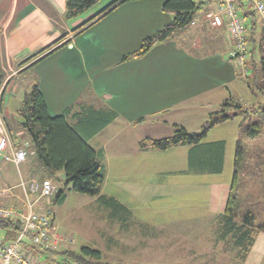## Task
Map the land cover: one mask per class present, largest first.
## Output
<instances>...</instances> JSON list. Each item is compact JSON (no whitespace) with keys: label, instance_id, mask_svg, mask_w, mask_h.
Here are the masks:
<instances>
[{"label":"crops","instance_id":"crops-1","mask_svg":"<svg viewBox=\"0 0 264 264\" xmlns=\"http://www.w3.org/2000/svg\"><path fill=\"white\" fill-rule=\"evenodd\" d=\"M106 1L95 4L97 8L93 6L77 18L67 20V0H0V73L4 76L0 85V123L13 148H27L29 159L22 165L33 160L40 174L39 179L36 173L27 179L21 176L22 190L6 181L1 182L0 205L27 210L28 199L32 196L26 194V188L33 181L42 182L43 177L58 173H49L34 154L27 134L19 125V107L14 109L5 103L7 93L18 94L23 86L24 90L16 97L21 104L23 94L38 82L52 116L61 115L72 106L75 112L84 106L118 113L112 123L89 139V143L102 153L105 167L102 193L117 199L132 212L130 224L119 226L120 229L129 231L138 226L142 232L146 229L156 235L161 229L149 226L132 210L137 200L143 196L146 197L145 202L156 199L157 192L145 193L162 183L158 177L188 172L203 176L222 174L226 151L220 173L200 172L193 171L190 166L191 146L142 150L140 141L171 136L175 125L188 129L187 121L203 124L211 113L219 111L223 102L234 95L249 107V103L239 97L238 91L243 87L244 91L248 89L242 79L250 74L252 67L246 64L245 74L232 57L234 44L228 18L224 17L222 26L211 24L210 14L218 11L223 0L204 3L187 28L177 32L173 38L155 44L139 57L131 53L138 50L153 31L161 30L174 18L172 13L173 17L163 9L166 0H123L75 36L73 30L77 26L94 19L117 0ZM153 1L157 2L150 7ZM233 1L247 26L246 43L252 51L249 57L254 61L253 51L257 45L259 47L264 31V15L250 7L248 0ZM65 34L71 38L69 44L21 73L27 67H21L23 62ZM159 44L162 46L155 51ZM85 50L90 51V57L86 56ZM65 53L70 55L65 57ZM7 70L13 73L7 76ZM68 120L72 124L77 122L73 115ZM159 128L164 130L161 132ZM179 147L186 152L187 171L179 169ZM168 155L169 158L177 156L176 163L174 159L161 162ZM2 163L8 162L0 161V165ZM8 165L20 168L12 163ZM122 181L124 185H121ZM232 182L233 179L228 183L215 181L207 187L209 211L215 216L211 221L212 232L215 239L223 243L226 242L218 239L217 228L219 215L225 211L232 191ZM129 185L133 186L132 189ZM9 188L14 189L15 196L3 191ZM8 199H13L14 204L8 205ZM46 212L54 213L52 209ZM229 250L234 253L237 264H264V232L258 233L245 261L238 258L235 247L231 245Z\"/></svg>","mask_w":264,"mask_h":264},{"label":"trees","instance_id":"trees-1","mask_svg":"<svg viewBox=\"0 0 264 264\" xmlns=\"http://www.w3.org/2000/svg\"><path fill=\"white\" fill-rule=\"evenodd\" d=\"M101 0H67L65 18L72 20L88 11ZM123 0H117L101 11L94 19L77 26L73 32L75 36L87 29L100 16L107 13ZM205 2L197 0H166L163 9L174 15L173 20L152 36L144 39L141 47L131 53L134 57L146 54L159 43L173 38L177 32L187 28L194 20L195 14L202 9ZM247 27V26H246ZM65 34L57 41L43 48L21 64L25 67L21 73L28 71L40 60L53 51L64 47L71 42ZM250 41V39L248 40ZM259 49L261 52L260 65H256L251 58L247 65H251L252 74L246 77V83L253 94H264V31L260 37ZM249 53L251 54L252 51ZM4 76L0 73V85ZM257 91V92H256ZM20 118L19 125L29 138L34 154L51 174L65 172L66 184L72 185L70 190L96 197L101 205L110 210L113 221H119L123 226L130 224L132 212L121 202L102 193L105 181V167L102 153L97 151L89 139L112 123L118 113L111 109H95L81 107L75 112L74 106L68 107L61 115L52 116L39 83H33L31 89L25 93L17 110ZM73 115L77 122L72 124L68 117ZM242 117L240 124V138L236 143L235 171L232 182V191L228 198L225 211L219 215L217 228L218 239L230 243L238 250L237 256L245 261L253 247L258 233L264 232V219L261 214L250 207L242 211L247 199L241 200L238 193L240 188V171L245 161V138H258L262 134L264 123V104L257 103L251 107L244 106L233 97L228 98L221 105V109L211 113L203 123L200 132H191L182 125H175L171 136L152 139L144 138L139 147L142 150H167L177 145L191 146L190 166L193 171H210L220 173L223 169L226 142H204L209 131L221 122ZM255 118V120H254ZM65 191L60 190L57 200L63 201ZM50 217L52 216L49 214ZM21 223L18 220L1 219L0 232L4 231V240L13 241L21 232ZM28 249L47 264H102V252L90 246H83L80 250L43 251L36 246L28 245ZM54 255V256H53ZM57 258H53V257Z\"/></svg>","mask_w":264,"mask_h":264},{"label":"rangeland","instance_id":"rangeland-1","mask_svg":"<svg viewBox=\"0 0 264 264\" xmlns=\"http://www.w3.org/2000/svg\"><path fill=\"white\" fill-rule=\"evenodd\" d=\"M105 2L107 1L101 0L97 4ZM156 2L153 1L150 7H154ZM95 6L93 7L94 9L97 8ZM170 15L173 17L171 13ZM152 29L156 28L153 27ZM157 31H153L151 35ZM256 39L258 41L259 34ZM255 44H258V42ZM161 46V44L157 45L154 50L157 51ZM91 53L93 54V52ZM85 54L90 57V51L85 50ZM253 54L255 64L260 65L262 55L258 45ZM69 55V53L63 54L65 57ZM7 72V76L13 73V71L9 70ZM251 74L252 71L249 75ZM245 79V77L242 79L243 82H246ZM22 83L24 84V82ZM23 90L24 87L21 86L18 94ZM238 92L241 94L239 97L247 104L249 103V107L257 103L264 104V94L262 95L257 91V93L253 94L249 87L246 91H244L243 87ZM18 94L17 92L7 93L6 106H11L14 109L19 107V101L21 100L17 101L16 97H18ZM233 98L240 101V98L236 95ZM241 121V116H237L229 121L222 122L214 126L205 138L207 142L226 141L225 169L222 174L203 176L188 172L179 174V176L165 175L163 178L158 177L163 180L162 183L159 186H154L152 190L146 193L144 191L146 195L157 192L156 199L145 202L144 198L146 197L143 196L142 198L140 196L142 199L137 200L138 203L135 201L136 206L131 207L135 215L144 219L149 226L161 229L156 235H153L152 231L147 232L149 230L146 229L142 232L138 226L129 231L120 229L119 226L123 225L112 220L110 210L101 205L96 197L70 190L72 185L68 186L66 184L64 171L61 170L52 177L42 176L43 180L50 179L56 186L54 195H52V198L50 197L51 200L50 198L43 199L42 209L45 211L52 209L54 212L51 219L54 221L55 233L60 238L57 251L68 249L77 251L83 246H90L101 250L102 264H237L234 253L229 250L230 243L218 242L213 235L211 221L215 216L209 211L207 187L215 181L217 183L232 181L236 143L240 138ZM187 125L189 131L200 132L203 124L187 121ZM151 129L153 131L156 130L155 127H151ZM158 130L162 132L164 129L159 128ZM243 141L246 145V159L240 171L241 182L238 193L240 199H247V202L243 204L242 211L254 207L261 214V220H263L264 123L262 134L258 138H245ZM180 148L179 169L188 170L186 152ZM169 157L170 155L161 162L174 159L173 162L176 163L177 156L176 158ZM8 164L2 163L0 165V184L6 181V183L16 185L15 188L17 190H22L21 176L27 179L30 175L36 173L39 179L40 174L37 172V165H35L33 160H30L27 165L21 164L20 168ZM124 184L122 181L121 185ZM128 187L132 189L133 186L129 185ZM13 190L9 188L3 191L10 194V196H15ZM60 190L65 191L66 194L63 201H59L60 198L57 200ZM8 202V205L14 204L13 199ZM4 236L5 232L1 231L0 238H4Z\"/></svg>","mask_w":264,"mask_h":264},{"label":"built area","instance_id":"built-area-1","mask_svg":"<svg viewBox=\"0 0 264 264\" xmlns=\"http://www.w3.org/2000/svg\"><path fill=\"white\" fill-rule=\"evenodd\" d=\"M197 1L206 3L211 0ZM248 2L250 7L264 15V0H248ZM224 17L228 18L229 32L234 44L232 57L239 68L247 74L246 64L250 59L246 43L247 27L233 0H223L218 11L210 14L211 24L222 26ZM1 97L2 89H0V100ZM27 158V148H13L0 123V161L20 166L27 161ZM55 191L56 186L50 179H44L42 182L33 181L29 188H26V194L33 197L28 199L27 210L0 205V218L18 220L22 227L15 240L6 241L0 238V264H47L34 256L27 247L29 244L43 251L59 249L60 238L55 233L54 222L49 213L42 209L43 199L52 197Z\"/></svg>","mask_w":264,"mask_h":264},{"label":"bare ground","instance_id":"bare-ground-1","mask_svg":"<svg viewBox=\"0 0 264 264\" xmlns=\"http://www.w3.org/2000/svg\"><path fill=\"white\" fill-rule=\"evenodd\" d=\"M35 179V178H34ZM38 182V181H37ZM54 195V194H53ZM52 198V197H51ZM51 198H50V200H51ZM50 203V202H49Z\"/></svg>","mask_w":264,"mask_h":264}]
</instances>
